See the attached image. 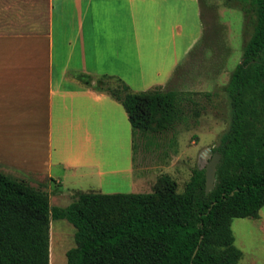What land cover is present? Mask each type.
Instances as JSON below:
<instances>
[{
	"label": "trees",
	"instance_id": "trees-1",
	"mask_svg": "<svg viewBox=\"0 0 264 264\" xmlns=\"http://www.w3.org/2000/svg\"><path fill=\"white\" fill-rule=\"evenodd\" d=\"M251 10L253 32L225 87L230 129L214 151L213 190L205 195V171L196 170L181 194L165 176L151 194L81 192L51 207L46 192L0 172V264H49L52 220L75 228L67 264H238L232 220L257 218L264 207V0H252ZM103 78L118 86L105 91ZM92 87L122 105L133 131L162 133L180 120L174 91L136 93L112 77Z\"/></svg>",
	"mask_w": 264,
	"mask_h": 264
},
{
	"label": "crops",
	"instance_id": "crops-1",
	"mask_svg": "<svg viewBox=\"0 0 264 264\" xmlns=\"http://www.w3.org/2000/svg\"><path fill=\"white\" fill-rule=\"evenodd\" d=\"M206 31L202 0H11L0 11V172L50 178L54 149L55 164L73 155L82 167L103 137L132 145L124 108L95 81L179 85L192 53L207 52Z\"/></svg>",
	"mask_w": 264,
	"mask_h": 264
},
{
	"label": "rangeland",
	"instance_id": "rangeland-1",
	"mask_svg": "<svg viewBox=\"0 0 264 264\" xmlns=\"http://www.w3.org/2000/svg\"><path fill=\"white\" fill-rule=\"evenodd\" d=\"M251 1L202 0L209 33L203 47L207 52L198 49L188 62L181 63L185 64L179 85L157 88L176 93L180 120L172 129L162 133L132 130V145L126 138L119 141L118 136L103 137L105 141L98 149L101 152H92V164L87 161L82 167H79L82 162L73 155L66 160L68 167L55 164V158L62 152L54 149L50 178L12 170L4 172L46 192L51 207H66L81 192L151 194L165 176L176 183V193L181 194L194 171H205L215 149L229 132L230 106L225 87L241 63L245 43L253 32L255 17ZM9 2L0 0V11ZM101 84L105 91L118 86L116 81L105 78ZM108 165L112 168H106ZM231 231L234 246L242 252L238 264H264V207L257 218L233 219ZM75 232L66 220L50 222L49 264H67L66 253L75 246Z\"/></svg>",
	"mask_w": 264,
	"mask_h": 264
},
{
	"label": "water",
	"instance_id": "water-1",
	"mask_svg": "<svg viewBox=\"0 0 264 264\" xmlns=\"http://www.w3.org/2000/svg\"><path fill=\"white\" fill-rule=\"evenodd\" d=\"M220 161L218 152H214L210 161L205 167V195H208L214 188L216 168Z\"/></svg>",
	"mask_w": 264,
	"mask_h": 264
},
{
	"label": "bare ground",
	"instance_id": "bare-ground-1",
	"mask_svg": "<svg viewBox=\"0 0 264 264\" xmlns=\"http://www.w3.org/2000/svg\"><path fill=\"white\" fill-rule=\"evenodd\" d=\"M108 150H109V149H108ZM100 151H101V150H100ZM99 154H100V153H99ZM106 155H107V154H106ZM110 156H111V155H110ZM111 157H113V156H111ZM106 158H107V157H106ZM105 161H106V160H105ZM107 161H108V159H107ZM112 161H113V160H112ZM103 162H104V161H103ZM106 163H107V162H106ZM109 163H110V162H109ZM109 163H108V164H109ZM112 164H113V162H112ZM115 164L117 165V163H115ZM102 165H103V164H102ZM113 165H114V164H113ZM104 167H105V166H104ZM109 167H110V166L108 165V167H106V168H109ZM111 168H112V165H111L110 169H111ZM113 168H114V167H113ZM104 169H105V168H104ZM110 169H109V170H110ZM113 170H114V169H113ZM116 170H117V169H116ZM105 171H106V169H105ZM111 171H112V170H111ZM104 175H105V174H104ZM113 175H114V174H113ZM117 175H120V173L117 174ZM106 176H107V175H105L104 178H106ZM121 176H122V174H121ZM121 176H119V177H121ZM116 177H117V176H116ZM121 179H122V178H121ZM116 180H117V179H116ZM122 180H123V179H122ZM106 181H107V180H106ZM110 181H111V180H110ZM119 181H120V178H119ZM119 181H118V183H119ZM103 183H104V186L106 187L104 181H103ZM109 184H110V183H109ZM111 184H112V183H111ZM113 184L115 185V182H114ZM114 185H113V186H114ZM109 186H112V185H107V187H109Z\"/></svg>",
	"mask_w": 264,
	"mask_h": 264
}]
</instances>
